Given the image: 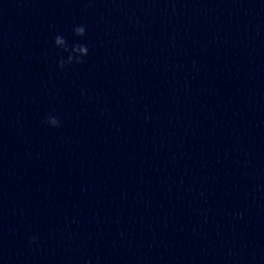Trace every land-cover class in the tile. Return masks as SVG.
<instances>
[{
    "label": "clouds",
    "instance_id": "obj_1",
    "mask_svg": "<svg viewBox=\"0 0 264 264\" xmlns=\"http://www.w3.org/2000/svg\"><path fill=\"white\" fill-rule=\"evenodd\" d=\"M74 35L76 37H85L86 35V26L85 25H77L73 28ZM55 45L58 48H61L64 52L68 53L67 59L61 57L58 61V67L63 69L67 65L70 64H82L85 62L84 58L89 54V48L86 44H73L71 47L68 44V41L61 35H56L55 37ZM44 123L52 126L59 127L60 120L54 116L49 115ZM36 238L32 237L30 242H35Z\"/></svg>",
    "mask_w": 264,
    "mask_h": 264
}]
</instances>
